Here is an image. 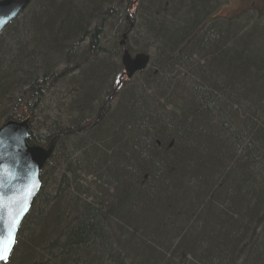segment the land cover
<instances>
[{
	"label": "trees",
	"instance_id": "obj_1",
	"mask_svg": "<svg viewBox=\"0 0 264 264\" xmlns=\"http://www.w3.org/2000/svg\"><path fill=\"white\" fill-rule=\"evenodd\" d=\"M113 1L34 0L5 29L0 127L27 119L32 126L45 89L92 65L103 49L107 18L117 15ZM219 1L143 0L141 19H133L160 43L161 55L177 49L206 14L222 23L194 32V55L185 44L176 50L184 51L179 64H191L189 81L177 82L173 66L163 78L150 77L151 96L139 88L124 114L108 105L100 118L103 104L95 105L93 95L79 102L82 85L97 80L80 74L71 83L79 95L68 114L79 117L68 127L53 126L50 134L72 132L83 141L54 157L56 172L45 166L42 189L20 230L21 264H264V51L250 58L251 50L264 47V23L242 15L217 18ZM235 45L238 55L230 53ZM171 63L163 62L167 68ZM154 95L173 101L180 114L166 112ZM211 98L214 108L205 111ZM151 109L156 115L149 118ZM219 115L234 123L218 129ZM188 118L195 119L193 129L184 126ZM178 122L181 127L162 134ZM49 137L33 136L29 144L46 148ZM155 137L172 151L161 155ZM92 165L93 180L82 179ZM62 190L64 196H50Z\"/></svg>",
	"mask_w": 264,
	"mask_h": 264
},
{
	"label": "bare ground",
	"instance_id": "obj_2",
	"mask_svg": "<svg viewBox=\"0 0 264 264\" xmlns=\"http://www.w3.org/2000/svg\"><path fill=\"white\" fill-rule=\"evenodd\" d=\"M221 0L219 1V3ZM54 5H58L61 2L56 1L52 2ZM143 3V0H116L115 2L111 4L112 9L117 12V15L112 18H107V24L106 28L104 31V34L102 35L101 38V44L103 45V49L100 50L99 56L96 58H92L90 61L92 63L91 66H85L84 70H75L73 74H71L68 78V83H73L76 82L77 77L81 74V76H86L89 73L92 72V68H98L97 75L93 77H89V79L97 80V82L93 83H86L85 85H82V87H92V85H96L95 88L97 90H93L91 95H93L92 101L97 105L98 101H100L103 104V107L99 109V114L98 118L103 113V109L107 108L108 105L111 107H114L117 111H119L121 114L125 113V107L128 105V103H131V100H136L138 99V89L143 88L144 91H146L147 95L151 96L152 94V87H149L148 83H150V77H160L163 78V76H167L168 73L173 69L172 67L175 66L177 68V76H179L177 82H187L189 81V73L191 71L190 66L191 64L188 65H181L179 64V60H181L184 57V51L179 52L176 51L179 49V46H183L182 44H185L184 47L186 48L187 54L189 56L194 55L193 51V44H195V40L193 39L194 32L197 30H205L213 25L216 24H222L221 22L218 21H212L207 17V14L201 18L200 22L193 28L190 29L187 32V35L184 37L182 40V44H177L175 45L177 49H172L168 54H160V51L158 49V46H161L160 43L155 40V38H150L146 34L147 31H141L138 23H134V20L139 21L141 19V5ZM206 11V10H205ZM207 12V11H206ZM121 15H125L127 23L125 24H120L119 17ZM254 16V17H253ZM254 18L256 21V18H261L263 23H264V13H256L252 12L249 19L250 21H254L250 18ZM119 19V21H118ZM134 19V20H133ZM224 24V23H223ZM48 36V35H47ZM155 43V45L153 44ZM145 45H150L148 50L144 49L143 47ZM148 52V53H146ZM140 55H145L148 58V62L143 70L135 72L130 78H128L125 75V67H124V58L126 56H129V58L132 61H135V59L140 56ZM82 56V53H78L76 58L80 59ZM166 59L170 62H172L171 67H164L163 62H166ZM64 65V64H63ZM63 65L58 68L59 70L63 68ZM204 65L201 63V66ZM205 66V65H204ZM92 75V74H91ZM176 76V77H177ZM88 79V80H89ZM89 82V81H88ZM200 83V82H198ZM59 86V85H58ZM195 86V84H194ZM81 87V88H82ZM197 87H203L202 83L198 84ZM57 85H53L51 88L48 90L45 89L44 94H43V102H46L49 98H51L53 95H57L58 93H61L60 88L58 87L57 92L56 89ZM211 88V87H210ZM210 88L207 89V92L210 91ZM154 89V88H153ZM94 91H98L99 94L98 96H95ZM85 92V91H84ZM161 93H164L163 91H159ZM72 96L66 105L61 99V103L65 105V108L69 105L70 110H71V105L74 103H78V87L74 86V91L71 93ZM156 101L158 105H162L166 108V112L172 113V112H177L180 114L181 110L175 105L171 104L173 101H168L165 97L162 96H156ZM98 98V100H96ZM149 101H152L150 98H148ZM215 104V99L212 100L209 99L207 101V108H205V111H210L214 108ZM42 106V105H41ZM207 109V110H206ZM41 110V107H40ZM179 110V112L177 111ZM39 113V111H38ZM136 114V113H135ZM69 115V114H68ZM156 115V109H151L148 112L149 118H152ZM74 117L71 119V117ZM70 117H66L65 120L68 123H71L73 120L76 122V118L79 117V114L72 115ZM49 118L48 116H46ZM193 118H188L186 120V123L184 126H187L188 128H194L196 125L194 123ZM231 118H228L225 115H219L217 116V123L214 124L218 129L224 130L227 129L226 127H229L232 123L230 121ZM52 120V127H68L67 125L62 123H59L58 121ZM134 123V122H133ZM92 124V123H91ZM91 124H88L87 127H91ZM135 124V123H134ZM136 125V124H135ZM182 125L178 122L176 125L170 126L168 129H166L162 134L164 136L170 135L172 131H174L176 128L181 127ZM83 128H78L76 132H81ZM180 130H182L180 128ZM54 130H52L51 133H53ZM167 134V135H166ZM49 140L46 145V150H50V158L47 160L46 165L48 164L49 168L54 170L55 172L57 171L56 166L54 165V157L56 155L62 154L65 155L67 154L70 150H72L77 143H82V136H75L72 132H58L55 135L50 134V131L48 134L45 135H40L41 137H46L49 136ZM52 135V136H51ZM162 135V136H163ZM33 136H39L37 134H33ZM39 136V137H40ZM154 144L157 147L158 152H161V155L165 156L168 152L172 151V149L169 147H165L163 142L155 137L153 139ZM195 142V141H194ZM197 142H199L197 140ZM71 144L70 146H68ZM196 144V142H195ZM192 146V145H191ZM238 149H240L241 153L246 152L245 146H241ZM156 161V160H155ZM66 162H61V166H65ZM98 164V163H94ZM100 165V164H99ZM59 167V166H58ZM60 168V167H59ZM65 168V167H64ZM72 174L74 173L73 171L71 172ZM95 171L93 169V165L91 168L86 171V173L83 175L84 180H93ZM60 175V174H59ZM59 178V176H58ZM105 185V184H104ZM114 185H106L107 189H110L112 192L117 194V189ZM66 190L59 191V193H53L50 196H58L60 195H65ZM130 197L131 195H134V193L129 194ZM121 198V196H118V200ZM127 201H130L127 200Z\"/></svg>",
	"mask_w": 264,
	"mask_h": 264
},
{
	"label": "water",
	"instance_id": "obj_3",
	"mask_svg": "<svg viewBox=\"0 0 264 264\" xmlns=\"http://www.w3.org/2000/svg\"><path fill=\"white\" fill-rule=\"evenodd\" d=\"M32 1H0V33L20 17ZM147 62L145 55L138 56L135 61L126 56L123 62L125 75L130 78L143 70ZM28 123L8 122L0 128V240L7 241L12 233L15 244L21 224L41 189L40 172L51 154L50 150L27 144L30 138ZM10 255L4 264L9 262Z\"/></svg>",
	"mask_w": 264,
	"mask_h": 264
},
{
	"label": "rangeland",
	"instance_id": "obj_4",
	"mask_svg": "<svg viewBox=\"0 0 264 264\" xmlns=\"http://www.w3.org/2000/svg\"><path fill=\"white\" fill-rule=\"evenodd\" d=\"M250 2H251V0H222L220 2L221 5L219 7H215V12H216L215 16L217 18L223 19V18L233 17L235 15H242L241 19L248 20L251 13H252V11L248 10L250 8V5H248V3H250ZM257 7L264 8V7H260V6H257ZM248 12H250V13H248ZM257 12L258 13H264L263 10H260V11L257 10ZM213 19H214V17H213ZM250 19L255 21V19L252 17ZM254 21H252V22H254ZM250 40H251L250 38L245 40L242 44H240V48L243 47L241 45L246 44ZM237 47H238V45H235L234 49H232L230 53L238 55L240 51H238ZM260 51H264V47H261L259 50H254V51L251 50V53H250L251 57L250 58H252L251 59L252 61L255 58H257L256 56H259L261 54ZM257 54H259V55H257ZM234 70H235V73L242 71L241 68H237V67H235ZM97 71H98V68H95V67L92 68L91 74L93 77L95 75L98 76ZM58 87H61L60 88L61 93H58L57 95H53L51 98H49L48 100H46V102H44L42 104L41 111L39 112V117H37L36 120L34 121V123L32 124V130L34 131L35 134H37L39 136L49 133L50 128H52V120L58 121L59 123H62V121H63V124L67 125V126H69V124H70V123L66 122V120H65L66 117L71 116L70 112L68 115V111L70 110V107L68 105L65 108V105L61 103V100L64 103H66V105L68 104V102L72 96L71 92L74 91V86L68 82H65L61 86H57V88L55 89L56 92H57ZM95 87H96V85H92V87L85 88V92L79 98V102L80 103L85 102L87 97L91 95L93 90H97V88H95ZM46 116H48L49 118H47ZM73 118L74 117H71V119H73ZM140 137L143 140V136L141 135ZM155 163L156 162H154V164ZM201 229H202V227H201ZM24 233H25V230L21 233V236H20L21 240L24 237ZM24 252H25V247L23 245H20V247L18 249V257L20 260V264H21V256L24 255ZM13 264H18L17 263V255L15 256Z\"/></svg>",
	"mask_w": 264,
	"mask_h": 264
},
{
	"label": "snow or ice",
	"instance_id": "obj_5",
	"mask_svg": "<svg viewBox=\"0 0 264 264\" xmlns=\"http://www.w3.org/2000/svg\"><path fill=\"white\" fill-rule=\"evenodd\" d=\"M15 227V222L14 225ZM15 244V236L10 233L9 239L7 241L0 240V264H4L7 256L10 255L12 248Z\"/></svg>",
	"mask_w": 264,
	"mask_h": 264
},
{
	"label": "flooded vegetation",
	"instance_id": "obj_6",
	"mask_svg": "<svg viewBox=\"0 0 264 264\" xmlns=\"http://www.w3.org/2000/svg\"><path fill=\"white\" fill-rule=\"evenodd\" d=\"M248 5H250V10L252 11H257V10H263L264 11V8H259L257 6H260V7H264V0H251L250 3H248Z\"/></svg>",
	"mask_w": 264,
	"mask_h": 264
}]
</instances>
